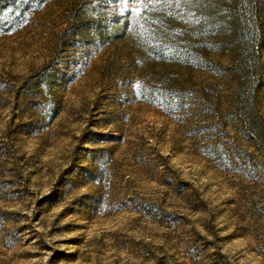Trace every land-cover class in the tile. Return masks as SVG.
I'll use <instances>...</instances> for the list:
<instances>
[{"label": "rangeland", "instance_id": "374dc122", "mask_svg": "<svg viewBox=\"0 0 264 264\" xmlns=\"http://www.w3.org/2000/svg\"><path fill=\"white\" fill-rule=\"evenodd\" d=\"M245 5L238 55L226 5L211 35L167 17L171 44L145 0H0V264H264V0Z\"/></svg>", "mask_w": 264, "mask_h": 264}, {"label": "trees", "instance_id": "16d2710c", "mask_svg": "<svg viewBox=\"0 0 264 264\" xmlns=\"http://www.w3.org/2000/svg\"><path fill=\"white\" fill-rule=\"evenodd\" d=\"M250 0H158V2H152V8H158L161 11H163L164 15L159 16L157 18V23H159L160 27L154 32L156 34V38L160 40H165L168 43L174 44L176 41L172 40L168 36L164 35V32L166 30L164 20L168 17L169 19L173 18H179L182 21H190L192 19L196 20V26L195 29L199 30L198 34L206 33L210 34L211 32H216L218 27H221V24L219 21H216L214 19V16L216 15V12L218 8H222L228 6L230 7V15L229 20L225 21L223 20L222 27L220 29L226 31L231 30L233 32V35L235 37L234 41L238 43L237 49H238V55H242V44L239 42L244 39L243 35V25L241 22V19L238 18V14L232 13L233 11L236 12V9L241 10L242 6L246 4L247 7L248 2ZM146 3H149L148 0H145ZM230 6H229V5ZM222 6V7H221ZM150 7V6H149ZM219 22V23H218ZM192 25V24H190ZM175 26L170 25V31L174 29ZM152 31L149 32V37H153L154 34H151ZM151 35V36H150ZM210 35L205 37L206 42L205 43H211L207 41V39H214ZM148 36V34H147ZM215 45L219 44L220 46H223L226 44L225 41H218L214 40ZM164 42V43H166ZM219 42V43H218ZM244 67L246 70L250 69V63L248 59L243 60Z\"/></svg>", "mask_w": 264, "mask_h": 264}, {"label": "snow or ice", "instance_id": "6c2138e0", "mask_svg": "<svg viewBox=\"0 0 264 264\" xmlns=\"http://www.w3.org/2000/svg\"><path fill=\"white\" fill-rule=\"evenodd\" d=\"M133 2V0H125V3H129L131 4ZM149 3H152V2H158V0H148Z\"/></svg>", "mask_w": 264, "mask_h": 264}]
</instances>
